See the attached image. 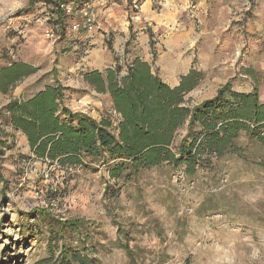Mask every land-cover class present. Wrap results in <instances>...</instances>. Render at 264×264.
Masks as SVG:
<instances>
[{
	"label": "rangeland",
	"instance_id": "1",
	"mask_svg": "<svg viewBox=\"0 0 264 264\" xmlns=\"http://www.w3.org/2000/svg\"><path fill=\"white\" fill-rule=\"evenodd\" d=\"M137 58L170 86L198 72L190 108L225 87L264 103V0H0V72L34 68L0 90V264L55 262L64 249L101 264H264V144L247 131L235 153L201 152L194 173L164 161L127 178L111 175L120 159L41 157L9 124L11 101L61 85L62 119L65 105L118 134L111 92L85 74L122 79ZM245 122L264 135V124ZM188 123L169 146L177 157Z\"/></svg>",
	"mask_w": 264,
	"mask_h": 264
},
{
	"label": "trees",
	"instance_id": "2",
	"mask_svg": "<svg viewBox=\"0 0 264 264\" xmlns=\"http://www.w3.org/2000/svg\"><path fill=\"white\" fill-rule=\"evenodd\" d=\"M128 71L122 79L113 69L107 70L105 78L99 70L85 74V78L97 82L101 89L107 85L111 92L115 108L122 115L118 134L110 128V120L98 121L74 113L65 105L61 109L65 116L62 119L58 114L64 95L61 85H49L26 101H11L5 107L9 114L6 117L12 127L28 136L33 150L41 157L59 158L64 162L79 160L83 154L108 157L107 162L120 159L121 162L113 164V177L125 173L127 178H131L141 168L153 167L164 161L175 166L187 163L189 172L194 173L203 151L218 156L237 152L235 139L242 130L264 144V135L255 131L259 127L251 129L245 122L264 124V103L259 102L256 91L238 93L225 87L216 98L190 108L184 104V97L197 86L198 72H190L178 86L171 87L141 58L135 59ZM33 72L34 68L23 63L4 68L0 72V90L8 93L20 78ZM188 118V133L178 147L177 157L169 146L177 129ZM198 125L201 129L195 130ZM3 135L0 124V157L4 153L3 145L7 144L2 139ZM80 223L81 220H69L65 225L78 228ZM35 264L101 263L80 250L64 249L55 262L48 259Z\"/></svg>",
	"mask_w": 264,
	"mask_h": 264
},
{
	"label": "crops",
	"instance_id": "3",
	"mask_svg": "<svg viewBox=\"0 0 264 264\" xmlns=\"http://www.w3.org/2000/svg\"><path fill=\"white\" fill-rule=\"evenodd\" d=\"M153 20V22H156L157 23V20L156 19H152ZM158 22H163V21H158ZM126 35H128V34H126ZM175 44H173L172 43V45L170 44V46H169V48L167 49V50H169L168 52L169 53H171V49H173V50H175V46H174ZM182 46H183V44H182ZM146 62H148L147 60H145ZM149 63V62H148ZM150 65H151V67H152V64L151 63H149ZM97 70V69H96ZM100 71V70H99ZM152 72L153 73H155V74H157L156 72H154L153 71V69H152ZM190 72H192V71H187V73H185L183 76H182V78L184 77V76H186V75H188ZM182 78H181V80H182ZM180 84V83H179ZM178 84V85H179ZM198 84H200V82L198 81ZM198 84H197V86H198ZM176 86V85H175ZM175 86H171V87H175ZM3 127V130H4V134H6V130H5V128H4V126H2ZM22 132V131H21ZM23 133V132H22ZM4 140V139H3Z\"/></svg>",
	"mask_w": 264,
	"mask_h": 264
}]
</instances>
